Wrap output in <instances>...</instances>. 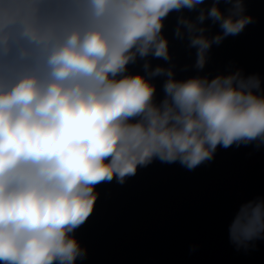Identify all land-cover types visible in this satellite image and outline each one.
Returning <instances> with one entry per match:
<instances>
[{
    "label": "clouds",
    "instance_id": "obj_1",
    "mask_svg": "<svg viewBox=\"0 0 264 264\" xmlns=\"http://www.w3.org/2000/svg\"><path fill=\"white\" fill-rule=\"evenodd\" d=\"M173 13L201 71L213 45L254 22L245 0H0V264L85 259L75 231L101 183L157 159L194 170L218 147H264L259 74L177 79L164 35ZM228 231L237 249L264 239V197L242 203Z\"/></svg>",
    "mask_w": 264,
    "mask_h": 264
},
{
    "label": "water",
    "instance_id": "obj_2",
    "mask_svg": "<svg viewBox=\"0 0 264 264\" xmlns=\"http://www.w3.org/2000/svg\"><path fill=\"white\" fill-rule=\"evenodd\" d=\"M245 6L254 22L213 45L202 71L193 67L196 50L174 37L176 14L166 19L164 35L177 79L214 77L240 68L245 75L259 74L264 82V0H245ZM219 31L217 25L210 34ZM151 63L168 65L155 58ZM129 71L142 72V61L129 65ZM164 79H153L157 99L163 98ZM96 191L93 213L75 231L87 249L77 264H264V239L237 249L228 231L242 203L264 197V147H218L211 161L194 170L157 159L139 167L124 184L114 179L97 185Z\"/></svg>",
    "mask_w": 264,
    "mask_h": 264
}]
</instances>
